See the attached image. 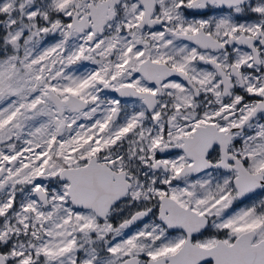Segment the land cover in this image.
<instances>
[{"label": "snow or ice", "instance_id": "1", "mask_svg": "<svg viewBox=\"0 0 264 264\" xmlns=\"http://www.w3.org/2000/svg\"><path fill=\"white\" fill-rule=\"evenodd\" d=\"M0 264H264V0H0Z\"/></svg>", "mask_w": 264, "mask_h": 264}]
</instances>
